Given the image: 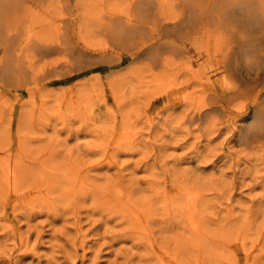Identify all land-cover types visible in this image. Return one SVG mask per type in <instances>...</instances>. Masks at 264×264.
Masks as SVG:
<instances>
[{"label": "rangeland", "instance_id": "rangeland-1", "mask_svg": "<svg viewBox=\"0 0 264 264\" xmlns=\"http://www.w3.org/2000/svg\"><path fill=\"white\" fill-rule=\"evenodd\" d=\"M14 14L0 264H264V0Z\"/></svg>", "mask_w": 264, "mask_h": 264}, {"label": "bare ground", "instance_id": "bare-ground-1", "mask_svg": "<svg viewBox=\"0 0 264 264\" xmlns=\"http://www.w3.org/2000/svg\"><path fill=\"white\" fill-rule=\"evenodd\" d=\"M29 1L31 3L32 7H37L38 4H42L45 0H26ZM51 2V1H50ZM48 4V3H47ZM80 5H82L81 1L79 3ZM218 4V3H217ZM216 5V4H215ZM48 7V6H47ZM216 7V6H215ZM19 8V0H0V44L1 43H5V40L10 39L12 37V35L10 34L12 29L10 27V22L12 21V16L15 15L14 13L18 10ZM83 8V6H82ZM50 10V9H49ZM241 11V10H240ZM62 12V11H61ZM63 13V12H62ZM61 13V14H62ZM249 14V13H248ZM247 14V15H248ZM63 15V14H62ZM16 16V15H15ZM39 17V15H38ZM47 19V17L45 18ZM49 20V19H48ZM48 22V21H47ZM183 23V22H182ZM185 24V23H183ZM196 24V23H195ZM198 25V24H197ZM201 25V24H199ZM56 26V25H55ZM215 26V24H214ZM241 26V25H240ZM32 25L26 26L25 28L28 29L29 31V36L24 37V43L26 44V46H28L30 43L33 42L31 36L33 35V31H32ZM57 27V26H56ZM212 27V26H211ZM239 26H237L238 28ZM189 28V27H188ZM192 28V27H191ZM235 29V28H234ZM188 30V29H187ZM233 30V29H232ZM235 31V30H234ZM217 33V32H216ZM215 33V34H216ZM233 33V32H232ZM231 34V33H230ZM243 34V33H241ZM45 36V35H44ZM197 36V35H196ZM179 38V37H178ZM196 39V38H194ZM220 39V38H219ZM241 39V38H240ZM46 40V38H45ZM44 40V41H45ZM47 41V40H46ZM239 41V40H238ZM241 41V40H240ZM261 41V40H260ZM255 43V42H254ZM125 44V43H124ZM241 44V43H240ZM251 44V43H250ZM136 45V44H135ZM134 45V46H135ZM255 45V44H254ZM9 45H5V47L7 48ZM133 46V47H134ZM218 49V48H217ZM216 49V50H217ZM254 49V48H253ZM245 50V48H244ZM133 51V50H132ZM139 51V50H138ZM247 51V50H245ZM117 52V51H116ZM257 52V51H256ZM140 53V52H139ZM252 53V52H251ZM146 54V53H145ZM151 54V53H150ZM157 54V53H156ZM143 57V55H142ZM232 57V56H231ZM134 58V57H133ZM223 59V58H222ZM229 59V58H228ZM262 59V58H261ZM83 60V59H82ZM264 60V59H263ZM250 62V61H249ZM224 65V64H223ZM194 68V66H193ZM194 70V69H193ZM233 71V70H232ZM264 72V71H263ZM232 73V72H231ZM220 74V73H219ZM233 74V73H232ZM239 74V73H238ZM259 77V76H258ZM262 79V78H261ZM218 81V80H217ZM263 81V80H262ZM252 82V81H251ZM264 82V81H263ZM215 83V82H214ZM217 83V82H216ZM254 83V82H253ZM258 83V82H257ZM226 84V83H225ZM216 86V85H215ZM258 87V86H257ZM217 89V88H216ZM254 89V88H253ZM217 91V90H216ZM220 95V93H218ZM225 94V93H224ZM259 94V93H258ZM223 98V97H222ZM7 100V99H6ZM222 100V99H221ZM224 103V102H223ZM221 105V104H220ZM218 106V105H217ZM11 108V107H10ZM254 108V107H253ZM12 109V108H11ZM251 116V115H250ZM264 116V115H263ZM258 117V116H257ZM261 119V118H260ZM243 122V121H242ZM254 126V125H253ZM249 130V129H248ZM7 153V152H6ZM5 153V154H6ZM9 154V153H8ZM18 155V154H17ZM6 157V156H5ZM17 157V156H16ZM12 158V157H11ZM18 160V159H17ZM22 160V159H21ZM4 161V160H3ZM19 161V160H18ZM12 163V162H11ZM22 163V162H21ZM11 169V168H10ZM1 171V170H0ZM1 174V172H0ZM16 186V185H15ZM15 190V189H13ZM120 193V192H119ZM192 213V212H191Z\"/></svg>", "mask_w": 264, "mask_h": 264}]
</instances>
